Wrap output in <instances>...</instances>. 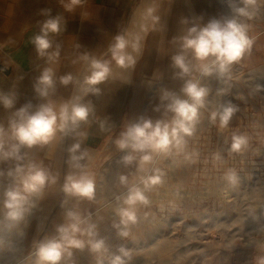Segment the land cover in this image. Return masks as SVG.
Segmentation results:
<instances>
[{"label": "rangeland", "instance_id": "obj_1", "mask_svg": "<svg viewBox=\"0 0 264 264\" xmlns=\"http://www.w3.org/2000/svg\"><path fill=\"white\" fill-rule=\"evenodd\" d=\"M233 2L239 5V0ZM139 3L140 0H134L128 12L126 33L139 31L143 22L144 12L139 11ZM167 4L166 26L155 38V27L144 36L136 64L131 67L129 96L124 112L120 113L118 131L100 149L89 150L82 162L95 176L94 200L78 203L68 199L61 207L66 200L62 185L70 171L67 163V148L72 144L70 135L58 137L50 145L35 147L31 153L24 149L26 157L31 158L23 163L42 162L54 174L58 173L59 178L20 226L23 232L30 224L37 232V239H6L15 247L0 251V264H23L34 244L54 235L56 225L63 223L65 210L73 207H78L84 215L90 213L91 222L97 224L109 249L104 264H109L113 254H119L121 246L131 250L130 264H259L264 258V0H257L251 18H238L247 26L252 41L248 53L233 63L223 77L217 74L200 77L198 72L191 77L201 79L202 85L209 89L206 107L200 110L199 122L194 134L187 137L185 150L157 156L155 163L148 166L147 175L155 174L152 168H159L163 174L160 184L145 190L149 204H138L136 220L127 224H121L116 212L124 206L123 197L131 187L144 189L140 177L146 174L138 171V161L129 167L119 163L125 153L117 150L114 141L140 116L153 121L165 118L163 107L159 112L153 111L160 103L159 90L167 88L177 95L180 90L183 98L181 88L185 80L191 79L174 78L177 70L171 66V57L179 51L178 44L168 37L179 22L176 11L181 12L180 36L194 24L203 26L212 18L231 16L228 0H168ZM150 6L156 7L159 15L161 0H151ZM182 20L187 23H181ZM13 76L7 77L0 71V89L19 91L17 108L28 101L33 105L47 102L34 92V77L15 79ZM24 81L31 83V87L23 89L20 83ZM226 101L231 102L235 111L227 127L221 128L219 117L212 122L210 115ZM9 110L0 106V124H7ZM167 116L170 118L171 113ZM234 134L247 139L239 152L231 151ZM14 164V161L0 163V170L7 173ZM228 171L236 173L235 185L223 179ZM121 176L127 177L126 184L120 183ZM8 179L9 185L12 178ZM114 224L127 232V237H121ZM81 238L87 240L86 236ZM73 259L75 264H96L95 255L87 249L74 250Z\"/></svg>", "mask_w": 264, "mask_h": 264}, {"label": "clouds", "instance_id": "obj_2", "mask_svg": "<svg viewBox=\"0 0 264 264\" xmlns=\"http://www.w3.org/2000/svg\"><path fill=\"white\" fill-rule=\"evenodd\" d=\"M79 3L71 0L68 5ZM242 5V6H239ZM239 5L228 0L231 16L222 19L212 18L201 26L194 24L186 34L174 37L173 42L179 44V51L171 57V66L177 70L174 78L184 79L195 70L200 77H210L217 74L225 76L233 63L238 62L252 41L247 35V26L239 22V17L251 18L255 15L257 0H239ZM139 31L118 34L108 51L110 60L89 58L85 54L82 59L88 62L87 74L83 81H78L72 74L57 78L52 67H44L33 83L36 95L46 103L33 105L31 101L11 113L7 126L0 124V163L14 161V167L7 170V176L12 183L0 193V251L12 250L15 245L3 238L4 233L19 232L33 210L38 207L46 190L57 183L58 173L54 174L42 162L23 163L27 155L24 149L50 145L59 138L72 135L75 142L68 148V165L70 171L64 177L62 191L66 200L93 201L95 198L96 181L93 173L82 163L89 155V149L82 147L86 133L78 131L82 123H86L93 109L91 102L84 103L89 93L99 94L98 85L112 75V63L116 67L126 69L134 66L142 49L144 36L160 21L156 7H148L141 16ZM181 23H187L182 20ZM62 30L60 20L49 19L43 25L40 34L33 39L35 50L40 58H47L51 63L58 59L60 46L49 39L50 33ZM189 54L190 57L189 58ZM195 61V64L192 63ZM57 82L67 87L76 85V91L71 98L56 104L48 99L57 92ZM160 103L153 108L159 112L164 108L165 118L153 121L150 117L140 116L135 122L129 123L114 141L118 151L125 154L119 163L129 167L138 161V171L145 173L140 177L144 189L133 186L123 197V205L116 209L121 218V224L136 220L135 208L138 204L148 205L149 199L145 190L162 182L159 168H152L154 175H147L149 165L155 163L156 156H169L173 152H183L187 146V137L195 132L200 119V110L206 107L209 89L203 86L201 79L191 78L184 81L180 95L162 88L159 90ZM19 99V91L10 89L7 92L0 89V106L13 109ZM235 111L231 102L221 103L211 112L210 119L215 122L219 117L220 127H227ZM167 113H171L170 118ZM247 144L245 136L234 134L231 151L239 152ZM219 159V156H217ZM5 175L0 170V176ZM223 179L230 185L238 182L235 172L228 171ZM120 183L126 184L127 177L121 176ZM121 237L128 233L119 230ZM87 237V240L81 237ZM87 249L96 257V264H104L105 254L109 249L104 238L99 234L97 224L91 222V214L84 215L78 207L68 208L63 214V223L56 225L55 234L47 236L34 244L23 264H75L74 250ZM119 254H113L109 264H130L133 257L131 250L121 246ZM259 264H264L261 258Z\"/></svg>", "mask_w": 264, "mask_h": 264}, {"label": "crops", "instance_id": "obj_3", "mask_svg": "<svg viewBox=\"0 0 264 264\" xmlns=\"http://www.w3.org/2000/svg\"><path fill=\"white\" fill-rule=\"evenodd\" d=\"M133 1L79 0V3L69 10L68 5L71 4V0H0V65L9 69V73L4 74L7 77L14 75L15 79L19 76L36 79L44 67H52L57 78L70 73L82 82L88 68V62L82 57L87 54L90 59H111L108 49L116 35L126 34L127 15ZM150 2L151 0H140L139 11L144 12L150 7ZM167 3L168 0H161L158 15L160 21L155 25L154 38L156 33L166 26L169 15ZM176 13L179 14V22L169 34V40L180 37L181 34V12L176 11ZM57 18L60 20L62 30L59 33H50L49 39L54 43L50 51L55 50V45L60 46L59 57L54 62L48 63L47 58L38 57L33 39L40 34L47 20ZM112 68V75L98 85L100 93L98 95L89 93L83 101L91 102L93 109L88 121L82 123L78 129L86 133L83 147L89 150L100 149L104 142L118 131L122 117L120 113L124 112V104L129 96L131 83L128 81L132 77V68L121 69L116 67L114 62ZM28 81L20 83L23 89L31 87L32 84ZM76 87L72 84L65 87L57 82V92L48 99L59 104L71 98ZM16 109L18 108L14 106L9 110L8 117ZM70 137L71 142L74 143V137L72 135ZM32 150L35 151V147L30 149L29 153ZM30 158V156L25 157V159ZM3 171L5 175L0 176V193L8 186L7 182H10L8 179L10 177L4 169ZM50 205L52 207L51 202ZM22 233V235L19 232L4 233L3 238L5 240L37 239V232L30 228V224Z\"/></svg>", "mask_w": 264, "mask_h": 264}, {"label": "water", "instance_id": "obj_4", "mask_svg": "<svg viewBox=\"0 0 264 264\" xmlns=\"http://www.w3.org/2000/svg\"><path fill=\"white\" fill-rule=\"evenodd\" d=\"M0 71H2L5 74L9 73V69H7L6 67H4L3 65H0Z\"/></svg>", "mask_w": 264, "mask_h": 264}, {"label": "bare ground", "instance_id": "obj_5", "mask_svg": "<svg viewBox=\"0 0 264 264\" xmlns=\"http://www.w3.org/2000/svg\"><path fill=\"white\" fill-rule=\"evenodd\" d=\"M194 73H196V71L194 70L193 72H192V74L190 75V76H188V78H191V77H193V74ZM178 94L180 95V90L178 91ZM155 158H157V156L155 157ZM157 160V159H156ZM46 165V164H45Z\"/></svg>", "mask_w": 264, "mask_h": 264}]
</instances>
